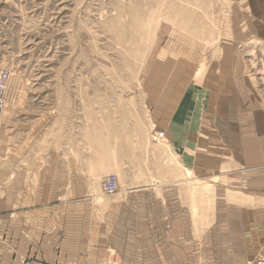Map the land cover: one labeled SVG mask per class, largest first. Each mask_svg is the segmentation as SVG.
<instances>
[{
  "label": "rangeland",
  "instance_id": "obj_1",
  "mask_svg": "<svg viewBox=\"0 0 264 264\" xmlns=\"http://www.w3.org/2000/svg\"><path fill=\"white\" fill-rule=\"evenodd\" d=\"M0 68V164L174 212L175 257L264 264V0H0Z\"/></svg>",
  "mask_w": 264,
  "mask_h": 264
},
{
  "label": "crops",
  "instance_id": "obj_2",
  "mask_svg": "<svg viewBox=\"0 0 264 264\" xmlns=\"http://www.w3.org/2000/svg\"><path fill=\"white\" fill-rule=\"evenodd\" d=\"M23 167L0 164V264H208L198 256L175 257L193 249L176 244L174 212L144 217L152 212L126 205L142 202L137 195L113 209L94 194L93 179L73 165L65 175L59 164Z\"/></svg>",
  "mask_w": 264,
  "mask_h": 264
},
{
  "label": "built area",
  "instance_id": "obj_3",
  "mask_svg": "<svg viewBox=\"0 0 264 264\" xmlns=\"http://www.w3.org/2000/svg\"><path fill=\"white\" fill-rule=\"evenodd\" d=\"M10 80V72L0 68V136L4 128V112L7 105V86ZM118 183L113 177L106 179L102 183V190L106 195H114L117 192ZM28 264H47L38 260H30Z\"/></svg>",
  "mask_w": 264,
  "mask_h": 264
},
{
  "label": "bare ground",
  "instance_id": "obj_4",
  "mask_svg": "<svg viewBox=\"0 0 264 264\" xmlns=\"http://www.w3.org/2000/svg\"><path fill=\"white\" fill-rule=\"evenodd\" d=\"M106 179V178H105ZM104 180V179H103ZM118 180V179H117ZM105 181V180H104ZM103 182V181H102ZM115 195V194H114Z\"/></svg>",
  "mask_w": 264,
  "mask_h": 264
}]
</instances>
